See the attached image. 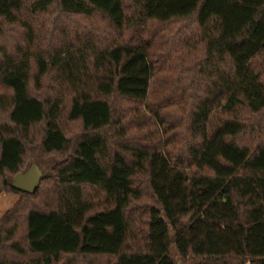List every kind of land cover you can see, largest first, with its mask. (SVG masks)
<instances>
[{"label":"trees","instance_id":"obj_1","mask_svg":"<svg viewBox=\"0 0 264 264\" xmlns=\"http://www.w3.org/2000/svg\"><path fill=\"white\" fill-rule=\"evenodd\" d=\"M1 192L0 264H264V0H0Z\"/></svg>","mask_w":264,"mask_h":264},{"label":"water","instance_id":"obj_2","mask_svg":"<svg viewBox=\"0 0 264 264\" xmlns=\"http://www.w3.org/2000/svg\"><path fill=\"white\" fill-rule=\"evenodd\" d=\"M41 176L42 169L32 164L24 172L15 175L12 185L18 189L32 192L38 186Z\"/></svg>","mask_w":264,"mask_h":264},{"label":"rangeland","instance_id":"obj_3","mask_svg":"<svg viewBox=\"0 0 264 264\" xmlns=\"http://www.w3.org/2000/svg\"><path fill=\"white\" fill-rule=\"evenodd\" d=\"M18 33H19L18 30L12 33V30L9 29V33L6 35L7 39L16 40L17 39L16 35ZM16 199H17L16 194L8 193V192L0 193V216L7 208H9L15 202ZM178 264H181V263L178 262Z\"/></svg>","mask_w":264,"mask_h":264}]
</instances>
